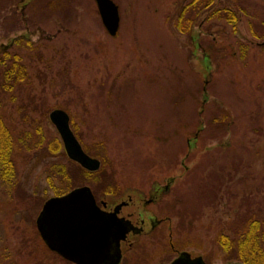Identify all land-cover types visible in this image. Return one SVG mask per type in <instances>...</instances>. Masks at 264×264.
Wrapping results in <instances>:
<instances>
[{
    "label": "rangeland",
    "instance_id": "1",
    "mask_svg": "<svg viewBox=\"0 0 264 264\" xmlns=\"http://www.w3.org/2000/svg\"><path fill=\"white\" fill-rule=\"evenodd\" d=\"M111 1L114 36L95 0H0V121L15 166L11 182L0 177V264H73L45 246L36 219L85 186L109 206L160 199L147 210L162 224L121 242L120 264H169L179 251L234 264L216 238L264 219V40L250 33L264 0H218L246 10L235 27L193 0ZM55 109L97 171L67 157Z\"/></svg>",
    "mask_w": 264,
    "mask_h": 264
},
{
    "label": "water",
    "instance_id": "2",
    "mask_svg": "<svg viewBox=\"0 0 264 264\" xmlns=\"http://www.w3.org/2000/svg\"><path fill=\"white\" fill-rule=\"evenodd\" d=\"M101 22L114 36L119 25L118 8L111 0H95ZM49 119L57 130L67 157L84 170L95 172L100 162L84 153L69 127L68 115L53 110ZM105 206V205H104ZM125 203L113 212L102 211L88 187L48 199L36 219L37 230L45 246L73 264H120V243L127 234H139L129 221L118 218ZM170 264H206L202 256L180 252Z\"/></svg>",
    "mask_w": 264,
    "mask_h": 264
},
{
    "label": "trees",
    "instance_id": "3",
    "mask_svg": "<svg viewBox=\"0 0 264 264\" xmlns=\"http://www.w3.org/2000/svg\"><path fill=\"white\" fill-rule=\"evenodd\" d=\"M225 1L240 2L242 0ZM218 4V0H193L190 6L193 5V10L198 12V14L203 11L208 13V20H224L233 27L236 26L239 15L247 14L243 6L237 5V3H234L236 5L234 8ZM182 22L179 20L176 26H178L179 32L186 33L189 28L183 26ZM255 29L253 27L251 28L250 25L251 36L254 39L264 40V22ZM258 29L260 32H257ZM245 49H247L246 46L241 47L242 57H244ZM10 141L11 138L5 126L0 121V177L5 183L11 182L15 168L10 156ZM228 230L230 234H221L216 238V242L224 254L223 258L225 261L234 264H264V219L249 218L241 226H231ZM4 258L5 255L3 256L2 264H6ZM203 258L205 260L204 256ZM205 262L209 264L206 260Z\"/></svg>",
    "mask_w": 264,
    "mask_h": 264
},
{
    "label": "flooded vegetation",
    "instance_id": "4",
    "mask_svg": "<svg viewBox=\"0 0 264 264\" xmlns=\"http://www.w3.org/2000/svg\"><path fill=\"white\" fill-rule=\"evenodd\" d=\"M165 189L167 190V186L165 187ZM159 200H160L159 197L155 196L152 193H149L147 195V197H142L140 199L134 197V195H131L127 199V201H121V202L115 204L114 206H109L108 201L106 199L97 202V204L101 208V210L108 213V212L113 211V209L116 205H118L122 202L128 203L127 206L123 207L119 211L118 217L123 218L126 221H129L131 223V225L134 227L135 231L141 230V232H139V234H137V235H133L132 233H129L127 235L126 241H125V242H128V240L130 239L129 237H131V236L138 237V236H141V235L147 233L148 231H153V230H156L160 227L163 220L158 219L155 215L151 214V212L147 210L148 206L158 204ZM131 204L133 207H136L139 209L141 208L140 206L142 205V208H141V210H138V209L130 210L127 213H124L123 209L127 208L129 205L131 206ZM136 215L138 216V220L135 219ZM147 228H149V230H147ZM121 250H122V246H121Z\"/></svg>",
    "mask_w": 264,
    "mask_h": 264
}]
</instances>
